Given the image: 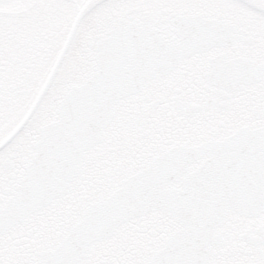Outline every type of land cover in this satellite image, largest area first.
Wrapping results in <instances>:
<instances>
[{
  "label": "snow or ice",
  "instance_id": "snow-or-ice-1",
  "mask_svg": "<svg viewBox=\"0 0 264 264\" xmlns=\"http://www.w3.org/2000/svg\"><path fill=\"white\" fill-rule=\"evenodd\" d=\"M30 35L42 47L13 74ZM236 216L264 220V0H0V264H93L143 224L153 242L123 264H223ZM31 217L52 238L10 246ZM241 238L236 264H264V231Z\"/></svg>",
  "mask_w": 264,
  "mask_h": 264
},
{
  "label": "flooded vegetation",
  "instance_id": "flooded-vegetation-1",
  "mask_svg": "<svg viewBox=\"0 0 264 264\" xmlns=\"http://www.w3.org/2000/svg\"><path fill=\"white\" fill-rule=\"evenodd\" d=\"M108 22L104 16H98L96 23L102 28ZM56 23L53 19H42L37 22L34 35L46 34L49 26ZM250 25L246 26V31H251ZM42 47V42L30 35L25 42V50L19 56L15 53L12 58V72L14 74L17 61L21 64L26 63L30 58H34L36 49ZM240 51H245L244 45H241ZM9 105V112L12 110ZM141 140L129 142L127 144L116 143L110 152L101 154L96 169V178L102 179L111 175L114 171L123 168L131 159L132 153L136 147L142 143ZM25 161V153L13 155L8 161V172L6 179L11 181L18 175V167ZM11 198V197H9ZM55 224L42 220L39 217H31L22 225L13 227L8 234L7 240L9 245H14L17 240H21L29 247H40L46 245L53 236L51 229L55 228ZM264 231V220L250 217L236 216L226 228V233L230 239V243L224 247L217 249V256L223 262L228 264H236L247 251L249 246L241 238L245 232ZM153 227L149 224L139 225L133 229L126 230L119 236L97 245L92 257L93 264H123V262L140 257L152 244Z\"/></svg>",
  "mask_w": 264,
  "mask_h": 264
}]
</instances>
